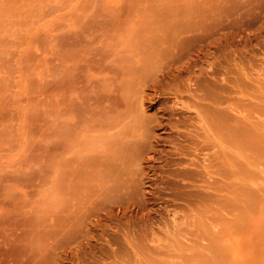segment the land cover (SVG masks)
I'll return each instance as SVG.
<instances>
[{"label": "rangeland", "instance_id": "374dc122", "mask_svg": "<svg viewBox=\"0 0 264 264\" xmlns=\"http://www.w3.org/2000/svg\"><path fill=\"white\" fill-rule=\"evenodd\" d=\"M0 264H264V0H0Z\"/></svg>", "mask_w": 264, "mask_h": 264}, {"label": "bare ground", "instance_id": "6f19581e", "mask_svg": "<svg viewBox=\"0 0 264 264\" xmlns=\"http://www.w3.org/2000/svg\"><path fill=\"white\" fill-rule=\"evenodd\" d=\"M218 114L222 117L223 120H225L228 117V113L225 111L219 112Z\"/></svg>", "mask_w": 264, "mask_h": 264}]
</instances>
